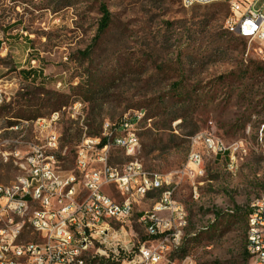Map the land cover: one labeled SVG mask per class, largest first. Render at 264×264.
<instances>
[{
	"label": "rangeland",
	"instance_id": "rangeland-1",
	"mask_svg": "<svg viewBox=\"0 0 264 264\" xmlns=\"http://www.w3.org/2000/svg\"><path fill=\"white\" fill-rule=\"evenodd\" d=\"M68 1L71 6L65 7ZM102 3L109 7L113 23L85 57L97 34ZM230 15L231 6L221 2L186 7L183 0H0V30L5 33L0 80L3 85L19 81L12 112L8 105L0 112V185L13 183L24 171L12 156L5 158L6 151L15 150L12 143L19 141L24 152L22 142L34 139L36 130V123L7 130L16 125L10 120L25 124V119L38 121L52 111L42 108L38 115V108L24 105L44 97L38 92L67 94L69 102L61 110L80 103L79 111L86 115L94 103H103L96 111L101 113L98 124L143 110L152 122L141 125L136 158L148 171L173 181L175 197L189 215L182 248L169 252L160 264H180L188 257L197 264H251L247 229L235 223V213L238 208L247 211L264 195V62L256 41L227 30ZM31 68L42 74L32 83L24 82L21 74ZM179 82L183 85L177 90ZM94 98L96 102L90 101ZM71 115L72 110L63 111V134L68 127L74 134L88 121ZM175 115L185 119L171 120ZM209 132L230 150L208 153L214 152L203 143ZM79 140L75 138L71 147ZM196 149L204 157L205 172L196 179L194 194L192 181L178 179V174ZM61 152L67 158L61 169H74L73 155ZM129 159L124 151L113 149L110 163ZM105 191L121 199L115 187ZM162 192L155 190L141 201L123 231L122 223H112L132 253L150 244L140 216L153 208Z\"/></svg>",
	"mask_w": 264,
	"mask_h": 264
},
{
	"label": "built area",
	"instance_id": "built-area-1",
	"mask_svg": "<svg viewBox=\"0 0 264 264\" xmlns=\"http://www.w3.org/2000/svg\"><path fill=\"white\" fill-rule=\"evenodd\" d=\"M186 1L193 7L214 0ZM228 1L235 6L228 26L236 29V35L256 41L258 57L264 62V0ZM260 2L263 3L259 10L256 7ZM4 36L5 33L0 35L2 41ZM18 82L0 85L1 109L16 97L14 86ZM79 107L81 104L75 103L67 108L72 110L73 119L85 121L87 115ZM65 110L45 116L43 121L27 120L15 125L22 128L36 123L34 139L22 142L24 152L18 147L20 142L12 143L15 150L6 151L4 156H12L16 163L31 170L34 180H38V189L29 190L23 177L16 179L23 180V187L0 189V264H90L93 260L97 264H160L169 253V245H176L179 251L183 220H189L187 209L175 197L177 188L168 189L170 180L142 169L136 158L141 129L135 128V117L144 116V111L132 110L119 121H104L100 136L88 135V127L82 123L83 136L75 146V168L65 170L60 166L64 161L60 154H66L68 148L62 150L63 132L59 128ZM146 122L151 125L152 119L145 117ZM46 132H56V139L45 142ZM203 143L206 150L207 144H214V152H208L211 154L230 150L213 132L203 135ZM113 149L124 151L130 159L111 164ZM204 172V157L196 149L178 179L188 177L196 194V179ZM107 187H115L121 199L107 193ZM151 188L168 192V199L160 203L158 211L140 216L150 244L145 243L132 253L112 223H122L123 231V224L140 205V197L148 198ZM250 215L254 216V229H249L254 241L246 250L251 264H264V200L251 207ZM11 221H20V229L10 230ZM180 264L197 263L188 257Z\"/></svg>",
	"mask_w": 264,
	"mask_h": 264
},
{
	"label": "trees",
	"instance_id": "trees-1",
	"mask_svg": "<svg viewBox=\"0 0 264 264\" xmlns=\"http://www.w3.org/2000/svg\"><path fill=\"white\" fill-rule=\"evenodd\" d=\"M52 6V5H51ZM65 7L71 6L70 5V1L66 2L64 4ZM50 10L57 12L59 9L56 7H49ZM100 14H101V18L98 24V29H97V34L93 39V44H91L83 53L85 54V57H88L87 55L89 54V52L93 49L94 44H96V42L110 29L112 23H113V17H112V13L109 9V7L107 6V4L102 3L100 5ZM2 45V42H0V47ZM34 61V60H33ZM42 74V71L40 69H35V68H31L28 71H23V73L21 74L22 80L24 82H30L32 83V81H34L35 79H37L40 75ZM40 78V77H39ZM183 84L181 82L176 83L174 86L176 87V89H181ZM41 89L44 90V88L41 87ZM40 96H44L43 98L41 97H36L33 98L31 101L24 103L25 106L29 107V108H38V115H40V112L42 110V108H50L52 112L54 111H58L61 110L63 107L66 106V104L69 102L70 96L67 94H63V93H56V92H51V91H42V92H38ZM38 95V96H39ZM181 101L185 100V97H179ZM189 100V99H188ZM90 101L96 102L97 99H90ZM76 102V101H74ZM72 102V103H74ZM83 102V101H82ZM11 104L8 105V112H12L13 108L12 106H10ZM103 106L102 104H98L96 105L95 103L93 104L91 110L89 111V108L86 109V113H87V123H86V127H88V135L91 136H100L101 132H102V128H103V121L100 122L99 124L98 119L101 118V113H96V111L99 109H102L101 107ZM7 107L4 106L2 109H0V112H2L4 110V108ZM62 107V108H61ZM50 113V114H51ZM21 114L23 115V113L21 112ZM48 114V115H50ZM47 116V115H45ZM45 116H41V117H45ZM8 118H13V117H7ZM39 118V117H38ZM37 119V118H36ZM178 119H185L184 116L182 115H175L171 118V120L176 121ZM20 120L22 119H16L14 121L10 120L9 124H17L20 122ZM25 120H35V119H25ZM97 124V126L95 125ZM9 125V126H10ZM74 128L72 127H68L64 134H62V138H61V142H63L62 144V149H65L66 147L67 152L71 155H73V162H74V156H75V152H76V145H74L73 147H71V145H73L72 143L74 142L75 138H79V142L82 139L83 136V126L82 129H78V131H76L73 134ZM229 156V153L227 152V154H224V158L227 159V157ZM67 158H64V160H66ZM239 211L235 213V223L239 224L242 226V228L247 229V233H248V223H249V217L251 214V208L248 209L247 211H241L240 208H238ZM217 216L220 218L222 215L221 214H217ZM247 242V240H246ZM247 252V250H246ZM90 264H96V261H91ZM101 264H105L104 261L101 262Z\"/></svg>",
	"mask_w": 264,
	"mask_h": 264
},
{
	"label": "bare ground",
	"instance_id": "bare-ground-1",
	"mask_svg": "<svg viewBox=\"0 0 264 264\" xmlns=\"http://www.w3.org/2000/svg\"><path fill=\"white\" fill-rule=\"evenodd\" d=\"M220 2L229 4L228 0H214L213 2L196 3V5H210V4H214V3H220ZM183 3L186 7H190V4H188L186 0H183ZM229 5L231 6L232 15H235L234 4H229ZM226 28L230 33L236 34V29H234L231 26H228V22L226 24ZM3 33H4V30H0V35H3ZM0 42H3L1 37H0ZM1 82H2V80H0V85H3ZM138 111H143V110H138ZM55 113H59V112H55ZM55 113L53 115H55ZM145 117H146V112H144V116L135 117V128L141 129V125L145 121ZM38 121H43V119H39ZM25 127L27 128L28 126H25ZM25 127L15 128V125H14V126H11L7 130L20 131ZM54 139H56V132H46L45 142H53ZM139 146H140V141H138V148H139ZM207 149H209V151L210 150L214 151V144H207ZM221 152H226V151H221ZM219 154H221V153H219ZM193 155H195V152H193L191 154L190 159L192 158ZM139 165H141L142 169H146L145 166L143 165V163L140 161H139ZM19 177L24 178L25 184H26V186H28L29 190H37L38 189V180H34V174L32 173L31 170H26L24 168L23 173ZM12 187H23V180H15L13 183L8 184V185L7 184L6 185H3V184L0 185V189H7V188H12ZM172 187H173V181L170 180V181H168V189H174ZM155 190H162V189L161 188H151V192H153ZM145 198L146 197H140V202L143 201ZM167 199H168V192H164V190H163V192L160 196V199L155 202L153 208L150 211H146V212L158 211V206L160 205V203H164L165 201H167ZM260 200H264V195H262L260 198H257L252 203L251 207H255V206L260 205ZM188 226H189V220H183V230L181 232V241H184L185 232H186ZM19 229H20V221H11L10 230H19ZM249 229H254V216H251V215L249 217V223H248L247 246H251V241H254V233H249ZM182 245H181V248H182ZM169 252H176V245H169Z\"/></svg>",
	"mask_w": 264,
	"mask_h": 264
}]
</instances>
